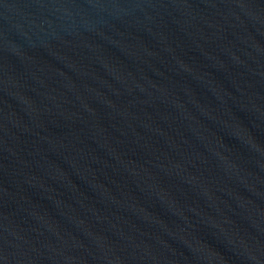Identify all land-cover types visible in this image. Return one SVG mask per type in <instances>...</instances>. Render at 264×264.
I'll use <instances>...</instances> for the list:
<instances>
[{
	"label": "water",
	"instance_id": "water-1",
	"mask_svg": "<svg viewBox=\"0 0 264 264\" xmlns=\"http://www.w3.org/2000/svg\"><path fill=\"white\" fill-rule=\"evenodd\" d=\"M0 264H264V0H0Z\"/></svg>",
	"mask_w": 264,
	"mask_h": 264
}]
</instances>
